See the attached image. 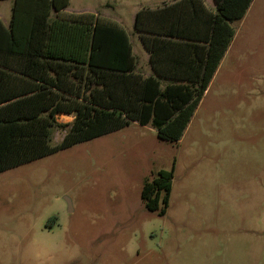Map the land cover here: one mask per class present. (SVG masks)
Returning a JSON list of instances; mask_svg holds the SVG:
<instances>
[{"label":"rangeland","instance_id":"374dc122","mask_svg":"<svg viewBox=\"0 0 264 264\" xmlns=\"http://www.w3.org/2000/svg\"><path fill=\"white\" fill-rule=\"evenodd\" d=\"M131 2L70 0L61 16L115 23ZM234 26L178 143L132 123L0 173V264H264V0ZM159 170L173 171L164 215L140 198Z\"/></svg>","mask_w":264,"mask_h":264},{"label":"trees","instance_id":"16d2710c","mask_svg":"<svg viewBox=\"0 0 264 264\" xmlns=\"http://www.w3.org/2000/svg\"><path fill=\"white\" fill-rule=\"evenodd\" d=\"M11 1L9 23L0 20V173L132 123L150 125L158 139L178 143L234 37V23L253 0H214V12L200 0L168 7L182 17L199 3L207 14L201 36L180 26L157 34L205 43L198 73L182 76L160 74L155 50L153 74L136 72L126 31L91 13L61 16L69 0ZM165 10L138 11L134 30L142 39L151 33L147 14ZM59 115L73 119L62 124ZM54 132L63 134L57 144ZM172 178V170H159L144 179L140 198L148 212L165 214Z\"/></svg>","mask_w":264,"mask_h":264},{"label":"crops","instance_id":"0c3cea01","mask_svg":"<svg viewBox=\"0 0 264 264\" xmlns=\"http://www.w3.org/2000/svg\"><path fill=\"white\" fill-rule=\"evenodd\" d=\"M136 3L131 2L126 6L127 10L124 14H119V21L115 22V24L121 26L127 33L129 37V41L132 48V55L134 56L135 62V70L136 72L149 76L153 74V64L150 60V55L152 53L151 50H155L156 54L153 58L155 61V65L160 74L165 76H170L172 74H176L178 76L182 75H194L198 73V61L201 60L202 49L200 46H204L205 43L197 41L196 39H186L179 37H170L166 35H157L159 31H177V27L185 28L186 32L189 34L199 35L201 36L206 32V20L207 14L204 10H202L199 3H196V10L192 11L190 8L186 9V12L181 17L179 16L180 12L178 9L169 10L168 7L177 5L179 2L183 0H136ZM201 4L209 10L210 12L215 11V3L214 0H200ZM70 2V0H69ZM253 3V1H252ZM251 3V5H252ZM250 5V7H251ZM69 6V5H68ZM250 7L246 11L244 17L249 11ZM68 8V7H67ZM166 8V12L158 11L156 14H147L149 20L145 21V25L150 27L151 33H143L142 37L138 32L134 30V21L135 16L140 10H161ZM67 13V9L64 10ZM81 12H76L73 14H80ZM82 13H91L90 12H82ZM96 15V14H95ZM156 15V16H155ZM182 20L178 24V19ZM243 17V18H244ZM243 18L239 21L241 22ZM236 22V23H239ZM235 24V23H234ZM234 26V25H233ZM234 37L226 50L223 58L221 59L214 75L222 66L224 60L226 59L236 37V27ZM162 33V32H161ZM194 44L199 47H189L184 46V44ZM153 45V46H152ZM149 49H148V48ZM213 80V78H212ZM210 81V84L212 83ZM169 81L165 79L164 82ZM207 88V89H208ZM66 116V115H65ZM187 129V127H186ZM184 130L183 135L186 132ZM182 135V136H183ZM182 138V137H181Z\"/></svg>","mask_w":264,"mask_h":264},{"label":"water","instance_id":"95a60500","mask_svg":"<svg viewBox=\"0 0 264 264\" xmlns=\"http://www.w3.org/2000/svg\"><path fill=\"white\" fill-rule=\"evenodd\" d=\"M67 202H68V205H69V208H70V203H69V200H67Z\"/></svg>","mask_w":264,"mask_h":264}]
</instances>
